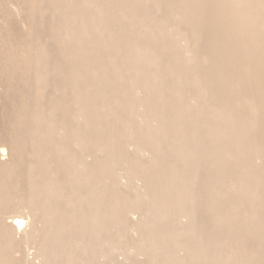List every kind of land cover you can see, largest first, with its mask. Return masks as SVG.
Masks as SVG:
<instances>
[{"label": "rangeland", "instance_id": "374dc122", "mask_svg": "<svg viewBox=\"0 0 264 264\" xmlns=\"http://www.w3.org/2000/svg\"><path fill=\"white\" fill-rule=\"evenodd\" d=\"M91 1L95 2L94 8H85L83 0H0V136L10 137L15 130L32 125L36 118L39 119V126L45 128L50 117L54 119L51 134L55 132V135L59 122H67L69 127L75 125L72 119L78 112L82 111L94 119L92 109L96 103H110L115 110L114 114H103V124L96 127L119 125L126 116L124 113L119 116L120 110L127 108L136 111V107L144 100L158 99L157 93L151 92L146 86L166 83L174 88V79L180 76L183 80L176 89L188 90L189 96L197 101L196 107L184 110L192 119L197 115L194 124L186 121V126L195 128V139H199L200 145L213 146L215 149L211 156L201 157L199 173L189 183L192 190L200 192L219 186L220 183L211 181L210 176L215 180L229 175L230 180L239 174H246L244 179H249L250 174L264 176V0ZM168 1L175 9L167 6ZM80 5L84 8L82 14ZM91 17H96L100 30L77 32ZM165 20L186 33L185 42L179 43L171 30L164 35L163 32L147 29V25ZM146 46L157 50L153 57L163 58L161 61L164 66L157 71L150 65L136 63L137 49ZM67 47L71 53L65 55L64 49ZM104 47L106 51L101 52ZM177 59L185 63L180 64ZM61 68L64 71H60ZM116 75L118 78L114 77ZM197 85L202 86L199 93L195 89ZM137 88L142 90L134 92ZM75 90L83 98L82 105L87 104L82 110L71 102ZM97 93H103V97H98ZM124 93H127L125 98ZM167 98L161 100L162 104ZM203 105L207 108L203 109ZM226 105L228 107L225 109ZM53 107L54 110L50 111ZM15 109L19 110V115H12ZM219 112L223 119H214ZM133 116L130 118L133 129L138 134H145V126ZM170 134L172 138L166 145L178 146L183 142ZM79 135L92 140L85 143L88 147L84 152L90 151L91 144L98 145L99 141L106 139L104 132L98 136L96 129H89L83 124ZM40 136L38 133L24 135V150L30 151L32 144L41 141ZM116 136L122 147L132 139L121 135V132ZM216 139L220 142L222 139L230 141V147L216 148ZM253 140L259 146L241 153L238 145ZM5 142L0 137V145ZM57 142L66 144L75 155L81 157L83 151L72 145L70 132L61 135ZM56 144L49 142L46 145L48 154L54 160L52 167L59 166L54 152ZM127 153L135 162L150 164L147 154L133 153L132 150ZM83 157V164L99 168L92 157H87V154ZM104 158L103 155L98 156L99 160ZM190 158L178 160L177 163L182 162L181 165H184ZM205 159L219 163L217 167H208ZM32 160L26 154L23 164L16 169L20 175L5 181L6 185L16 182L20 187L14 193L8 192L15 199L16 208L4 217L22 216L30 224L34 223V217L26 208L37 196L27 188L26 173L40 167L41 163L37 159ZM174 164L175 160L171 165ZM221 165L224 167H219ZM121 167H113L112 174L116 176ZM218 168L227 171L222 172ZM60 179L59 175L52 176L49 186L57 184ZM35 180L40 181L38 177ZM249 183L264 186V179L258 182L251 180ZM227 186L232 203H220L217 200L219 197L206 201L203 197L195 196L191 209L200 213L205 207L213 214L219 207L222 213L231 215H264V207H253L252 190L246 188V191L238 192L237 185L230 183ZM111 188V183L99 186L102 191ZM140 188L118 184L116 190L123 198L135 201L136 206L144 209L150 198ZM208 206L214 209L209 210ZM250 219L257 218L252 216ZM140 220V213H132L129 219L125 217L124 227L119 225L121 233L120 238L116 239L118 245L125 236L127 248L134 251L139 247L140 231L144 232V223L140 224ZM185 220L184 224L177 225L178 229L187 227ZM135 224H140L139 234L131 232ZM210 225H205L206 230H211ZM244 237L245 251L259 250L254 258L264 264V240L255 243L252 233L244 234ZM22 251L23 246L20 253ZM32 252H35L34 249H28L26 255L32 258ZM182 256L181 252L175 254L173 262L182 263ZM130 257H134L133 254ZM116 259L119 263L123 256L118 253ZM136 261L137 264H159L144 257H138Z\"/></svg>", "mask_w": 264, "mask_h": 264}, {"label": "bare ground", "instance_id": "6f19581e", "mask_svg": "<svg viewBox=\"0 0 264 264\" xmlns=\"http://www.w3.org/2000/svg\"><path fill=\"white\" fill-rule=\"evenodd\" d=\"M83 1L85 8H94V1ZM166 4L168 7H173L169 1ZM83 10L81 6L80 14ZM98 25L96 17H91V20L77 32L99 31ZM147 29L163 32L164 35L171 30L172 36L179 43L186 40V33L177 30L174 23L167 20L156 24L151 23L147 25ZM30 46L31 44L29 48ZM106 49L104 47L101 52H105ZM156 51L149 46L140 47L136 51V63L150 65L157 71L164 64L161 61L163 58L153 57ZM75 52L78 53V50L76 49ZM64 53L67 55L71 51L67 47ZM177 61L180 64L185 63L180 59ZM60 71L64 69L61 68ZM114 77L118 78V75ZM182 80L180 76L175 78V83L172 84L174 88L166 83L146 86L151 92L157 93L158 99L144 100L136 107V111L127 108L120 110L119 116L122 113L126 116L119 125H109L106 128L102 127L103 129L96 127L98 124L100 126L103 124L105 114H112L115 111L110 103L103 105L96 103L92 109L94 119L87 117L82 111L78 112L72 119L75 125L69 127L67 122H59L60 126L55 135V132L51 134L54 119L50 117V119L47 118L50 121L45 128L39 126V119L36 118L33 119L32 125L15 130L12 136L7 138L0 136L6 141L5 144L0 145V264H137L138 257H144L146 260L159 264H173L175 254L180 252L183 255V261L176 264H260L258 259L254 258L259 250L249 249L246 252L243 245L244 234L248 233L253 234L255 243L264 240V215H261L262 217L253 213L231 215L222 213L219 207L213 214L205 210V207L199 213L190 207L194 203L195 196L203 197L206 201L209 198L219 197L217 200L220 203H232L228 186L225 187L230 183L238 186V192L252 190L253 207H264V186L248 184L251 180L256 182L263 180L264 176L250 174L249 179H244L243 176L246 174H239V176L231 177L230 180V175L221 180L218 178L215 180L210 176L211 181L220 185L212 190L200 192L192 190L189 183L191 184L199 173L201 157L211 156L215 149L213 146L200 145L199 139H195L197 135L195 128L186 126V121L194 124L197 115L192 119L184 110L196 107L197 101L189 96L188 90L176 89ZM142 89L144 90V86ZM142 89L137 88L134 92ZM195 89L199 93L202 86L197 85ZM97 96L103 97V93H97ZM125 97L127 93H124ZM166 98L167 101L162 104L161 100ZM82 100L83 98L75 90L71 102L82 110L87 107V104L82 105ZM226 107L228 106L226 105L225 109ZM202 108L205 109L207 106L203 105ZM88 109L91 112V109ZM53 110L54 107L50 111ZM12 115H19V110H13ZM133 115L145 126V134H138L136 129H133L130 121ZM217 115L214 119H223L220 117L221 112ZM36 116L37 114L34 115ZM172 116L173 118H169ZM81 124L89 129H96L98 136L104 132L106 139L99 141L98 145L91 144L90 151L84 152L88 147L85 143H88L90 139L79 135ZM119 128L121 135L127 138L132 137L123 147L116 136L120 133ZM66 132H70L72 145L83 151L81 157L75 155L66 144L57 142L61 135H66ZM37 133L41 134V141L32 144L33 148L30 151L24 150L22 137ZM170 133L183 142L178 146L174 145L175 147L166 145L172 138ZM220 134L224 133L220 132ZM49 142L57 143L54 152L59 160L58 167H52L54 160L46 148ZM216 142V148L230 147V141L222 139L220 142L216 139ZM258 146L255 140L245 141L238 145V149L241 153H246ZM129 150L133 153L147 154L150 164L135 162L129 157L127 153ZM26 154L33 160L37 159L41 162L40 167L26 173L27 188L37 196L26 208L34 217L32 224L22 216L4 217L6 213L16 208L15 199L8 192L14 193L15 189L20 187L16 182L6 185L5 181L20 175L16 169L23 164ZM85 154L87 157H92L94 163H98V169L83 164L82 159ZM99 155L105 158L99 160ZM190 156V161L184 165H181L182 162L177 163L178 160ZM259 159L257 160L260 161ZM174 160L175 164L172 166L171 163ZM208 160H204L208 167H217L219 162ZM120 166H122L120 172H117L116 176L112 174L113 167ZM56 175H59L61 179L50 187L49 181ZM36 177L40 179L39 182L35 180ZM109 183L112 184L111 189L106 191L99 189L100 185ZM118 184L141 186L140 189L143 190L144 195L150 198L144 209L136 206L135 201L123 198V195L116 190ZM83 190L85 192L82 193ZM208 207L209 210L214 209V207ZM69 208L71 210H68ZM103 208L106 210L101 211ZM132 213H140V224L144 223V232L139 230L140 224H135V228L131 229L132 233L142 232L139 247L134 251L125 246V236L119 245L116 242L121 233L119 225L124 227L123 220L125 217L129 219ZM252 216L257 219L251 220ZM185 218L187 227L178 229L177 225L184 224ZM209 224L212 228L206 230L205 225ZM21 246H23L22 253H20ZM28 249L35 251L32 252L34 255L32 258L26 255ZM118 253L123 256L122 263H118L116 259ZM132 254L134 257H130Z\"/></svg>", "mask_w": 264, "mask_h": 264}]
</instances>
